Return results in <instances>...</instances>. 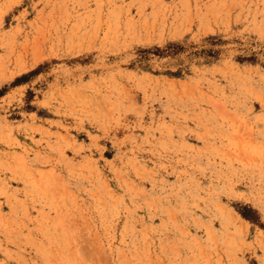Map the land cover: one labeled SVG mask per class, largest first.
Here are the masks:
<instances>
[{
  "label": "rangeland",
  "instance_id": "obj_1",
  "mask_svg": "<svg viewBox=\"0 0 264 264\" xmlns=\"http://www.w3.org/2000/svg\"><path fill=\"white\" fill-rule=\"evenodd\" d=\"M0 264H264V0H0Z\"/></svg>",
  "mask_w": 264,
  "mask_h": 264
}]
</instances>
